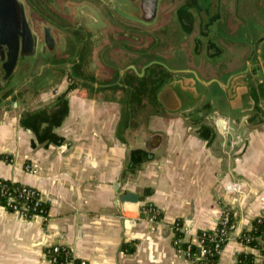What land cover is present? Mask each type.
<instances>
[{"label":"crops","instance_id":"obj_1","mask_svg":"<svg viewBox=\"0 0 264 264\" xmlns=\"http://www.w3.org/2000/svg\"><path fill=\"white\" fill-rule=\"evenodd\" d=\"M218 50L233 72L214 74L222 89L194 119L165 112L139 126L115 100L38 89L45 74L35 65L14 97L0 87V178L35 188L48 204L45 224L0 206V264H48L56 245L87 264H189L173 245L172 224L181 220L195 239L225 206L236 223L217 264L255 255L237 238L264 214V56L235 75L246 66L236 46ZM128 191L136 203L116 199ZM147 204L160 211L155 223L142 213Z\"/></svg>","mask_w":264,"mask_h":264},{"label":"flooded vegetation","instance_id":"obj_2","mask_svg":"<svg viewBox=\"0 0 264 264\" xmlns=\"http://www.w3.org/2000/svg\"><path fill=\"white\" fill-rule=\"evenodd\" d=\"M219 43L235 45L246 65L264 56V0H0L1 60L15 54L21 75L33 65L44 72L38 89L115 100L139 126L155 116L139 81L159 86L160 113L164 104L180 106L178 85L193 73L209 82L233 72ZM171 85L176 93L160 102L158 93Z\"/></svg>","mask_w":264,"mask_h":264},{"label":"trees","instance_id":"obj_3","mask_svg":"<svg viewBox=\"0 0 264 264\" xmlns=\"http://www.w3.org/2000/svg\"><path fill=\"white\" fill-rule=\"evenodd\" d=\"M130 81L128 80V83ZM141 89L148 91L149 100L155 101V106L153 107L151 114L159 115L160 110L156 106V94L158 92L159 86L154 84L147 88L146 82L151 83L149 80H140ZM132 114L133 112H129ZM125 118V115H124ZM132 118V117H131ZM130 118V119H131ZM27 191L32 193L27 196ZM40 193L33 187L11 181L8 179L0 178V205H5L6 208L12 211L11 205H16L21 211L24 217L31 218L34 215H41L43 217V224L46 223L48 219V204L42 199L39 200ZM151 206L147 204L142 206L146 208ZM223 212H226L228 219L226 224V232L230 234L236 223V218L233 211L228 207H223ZM181 220H176L171 226L173 233V239H179L177 245L183 249L187 250L191 256L199 255L201 250L204 249V254L200 260L194 261L192 264H217L219 252L213 250V241L210 240L212 236L211 230L201 231L198 234L199 240H201V246L191 243L190 239H186L185 232L181 230ZM264 239V214L254 218L251 221V226L241 232L238 240L243 241L246 245L261 249ZM56 248V250H54ZM47 254L51 259H53L52 264H79L80 259L76 258L71 252L70 248L64 245H56L54 247L48 248L46 250ZM254 255L250 251H241L236 255L234 264H258L254 261ZM264 264V263H263Z\"/></svg>","mask_w":264,"mask_h":264},{"label":"water","instance_id":"obj_4","mask_svg":"<svg viewBox=\"0 0 264 264\" xmlns=\"http://www.w3.org/2000/svg\"><path fill=\"white\" fill-rule=\"evenodd\" d=\"M26 48H30L29 46H22V50L25 51ZM254 51H256V47L254 48ZM27 53V51L25 52ZM254 57V55H253ZM253 57L250 59V61L247 63V67L246 70L243 72H237L235 75H242L244 73L248 72V69L250 67V65L253 62ZM17 64V58L14 54V56L11 57V53L7 55V58L1 60L0 59V87H2L3 89H5L4 93L5 94H12L11 96L14 97V89L15 87H17L22 81V75L20 73V71L18 70V66H16ZM15 67H17L15 69ZM192 80H188L182 83V85H178L177 88V92H179V95L181 94L182 97H184L185 102L180 105V106H176L174 108H168L165 104H164V109L166 110V112H170V113H179L180 115H184L187 117H191L192 119H194L196 116V114L202 116V115H207V113L209 112V106L211 105V99L216 97L218 95V89L221 90L222 86H221V82L217 79H214L213 81H209V82H204L201 79H198L195 74L193 73L192 76ZM21 85V84H20ZM26 85V83H23V86ZM197 85H198V89L197 90ZM228 85V82L227 84ZM218 88V89H217ZM176 93V88L171 85V87H165L163 88L159 93H158V100L162 103V97L165 93L171 94ZM50 102L49 101H45V102H40V106H46L48 105ZM196 113V114H195ZM192 114V115H191ZM211 122H214V124L216 126L217 125V119L215 120L214 118L210 119ZM116 199H118V201H122V202H132V203H136L138 201V194L135 192H125L121 195H118L116 197Z\"/></svg>","mask_w":264,"mask_h":264},{"label":"built area","instance_id":"obj_5","mask_svg":"<svg viewBox=\"0 0 264 264\" xmlns=\"http://www.w3.org/2000/svg\"><path fill=\"white\" fill-rule=\"evenodd\" d=\"M5 159L8 160V158L6 156H5ZM25 170L26 171H32V167L30 165H25ZM31 193H32L31 191H27V196L30 195ZM39 200H41V199L39 198ZM0 206L3 208H6V206L3 204ZM11 207H12V211L22 214L16 205H11ZM142 213L145 215V219L147 221H149L150 223H155L160 217V211L154 206H148L146 208H143ZM34 216H41V215H34ZM227 219H228V216H227L226 212H223V208H222L218 214L215 227L210 229L212 231V236L210 237V240L213 241V243H214L213 244V250L217 253L221 251L222 247L227 242V240L229 239V236H230V234H228L226 232ZM233 229H234V227H233ZM181 230H183L184 232L186 231V225L183 223L181 224ZM185 237H186V233H185ZM186 239H188V238H186ZM178 241H179V239L173 240V245H174V247H176L177 249H179L181 252L184 253L189 264H192L194 261L200 260L202 258L204 251H205L204 249L201 250L199 255L191 256V254H189V252L187 250H183L177 245ZM238 241L243 246H245L248 250L254 251V254H255L254 255L255 256L254 261L256 263H258V264L264 263V239H263V245L261 246V249L250 247V246L246 245L245 242L240 241V240H238ZM191 243H194L198 246H201V240H199L198 237H196L195 239H191ZM54 250H56V248ZM52 261H53V259H51V257H49V255L47 254V263L52 264ZM79 264H87V263L84 260H80Z\"/></svg>","mask_w":264,"mask_h":264}]
</instances>
